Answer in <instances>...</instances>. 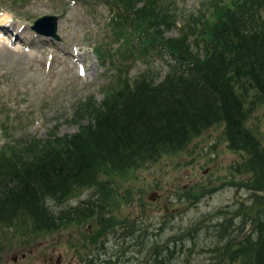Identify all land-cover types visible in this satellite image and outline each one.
Here are the masks:
<instances>
[{
  "label": "rangeland",
  "instance_id": "1",
  "mask_svg": "<svg viewBox=\"0 0 264 264\" xmlns=\"http://www.w3.org/2000/svg\"><path fill=\"white\" fill-rule=\"evenodd\" d=\"M146 1L153 15L171 19L161 26L163 39L195 43L201 50L189 27L196 18L211 20L226 0ZM114 10L122 14L117 0H0V148L52 130L72 133L80 123L72 113L79 106L84 110L86 101L99 103L124 79L163 76L168 56L144 46L132 12L116 34ZM43 14L57 15L58 38L30 27ZM200 26L197 21L196 31ZM245 104L246 123L264 145V101L250 90ZM89 119L84 115L81 122ZM228 142L216 124L144 166L101 174L96 182L47 199L56 216L87 199L96 201L98 213L82 220L56 217L52 227L38 228L19 214L0 222V264H56L59 254L60 264H249L234 251L256 237L264 220V189L255 193L244 181L246 171L233 168L243 156ZM151 191L157 192L154 199ZM232 235L246 239L227 245Z\"/></svg>",
  "mask_w": 264,
  "mask_h": 264
},
{
  "label": "trees",
  "instance_id": "2",
  "mask_svg": "<svg viewBox=\"0 0 264 264\" xmlns=\"http://www.w3.org/2000/svg\"><path fill=\"white\" fill-rule=\"evenodd\" d=\"M117 1L123 11L110 15L114 32L122 33L127 13L132 12L138 37L147 49L168 56V69L161 78L142 74L131 81L124 79L121 87L107 91L99 103L86 101L84 110L79 106L77 114L72 113L80 121L72 133L52 130L22 145L6 142L0 148V222L23 214L38 228H50L58 217L87 218L97 212L96 201L87 199L56 216L47 199L96 182L101 174L144 166L181 149L216 124L222 126L228 146L241 150L243 157L233 168L246 171L244 181L255 193L264 189V145L246 123L245 104L250 90L254 98L264 101V0H226L211 20L194 19L189 29L196 33L200 41H194L201 50L195 43L163 39L161 26L171 19L153 15L146 0H139L142 3L137 6L131 0ZM197 21L201 26L196 31ZM84 115L90 118L86 123L81 122ZM255 233L254 239L241 235L245 244L234 252L245 254L249 264H264L263 219ZM220 256V260L226 257Z\"/></svg>",
  "mask_w": 264,
  "mask_h": 264
},
{
  "label": "water",
  "instance_id": "3",
  "mask_svg": "<svg viewBox=\"0 0 264 264\" xmlns=\"http://www.w3.org/2000/svg\"><path fill=\"white\" fill-rule=\"evenodd\" d=\"M57 15L55 14H43L34 19L33 24H31V28L36 32L43 33L52 38H58V34L56 32L57 29ZM157 195L156 191H151L148 195L149 198L154 199Z\"/></svg>",
  "mask_w": 264,
  "mask_h": 264
},
{
  "label": "flooded vegetation",
  "instance_id": "4",
  "mask_svg": "<svg viewBox=\"0 0 264 264\" xmlns=\"http://www.w3.org/2000/svg\"><path fill=\"white\" fill-rule=\"evenodd\" d=\"M60 256H61L60 254L57 256L56 264H60L59 263L60 262V259H61ZM48 258L51 260L52 259V256L49 255ZM79 260H81V258ZM77 262H80V261H77Z\"/></svg>",
  "mask_w": 264,
  "mask_h": 264
},
{
  "label": "bare ground",
  "instance_id": "5",
  "mask_svg": "<svg viewBox=\"0 0 264 264\" xmlns=\"http://www.w3.org/2000/svg\"><path fill=\"white\" fill-rule=\"evenodd\" d=\"M11 27V26H10ZM15 29V28H14ZM19 30V29H18ZM18 34H19V36L21 37V35H20V33L19 32H17ZM10 34V33H9ZM75 56V55H74Z\"/></svg>",
  "mask_w": 264,
  "mask_h": 264
}]
</instances>
